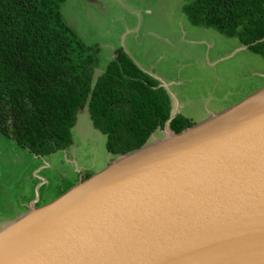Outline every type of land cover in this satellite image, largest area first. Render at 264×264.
<instances>
[{
    "label": "water",
    "instance_id": "1",
    "mask_svg": "<svg viewBox=\"0 0 264 264\" xmlns=\"http://www.w3.org/2000/svg\"><path fill=\"white\" fill-rule=\"evenodd\" d=\"M175 105L160 139L0 221V264H264V86L178 133Z\"/></svg>",
    "mask_w": 264,
    "mask_h": 264
},
{
    "label": "trees",
    "instance_id": "2",
    "mask_svg": "<svg viewBox=\"0 0 264 264\" xmlns=\"http://www.w3.org/2000/svg\"><path fill=\"white\" fill-rule=\"evenodd\" d=\"M192 26L233 37L264 59V0H183ZM64 0H0V134L34 156L72 145L71 130L86 108L111 158L141 146L169 118L159 82L116 49L100 74L96 46L63 20ZM180 114L173 133L191 126Z\"/></svg>",
    "mask_w": 264,
    "mask_h": 264
},
{
    "label": "rangeland",
    "instance_id": "3",
    "mask_svg": "<svg viewBox=\"0 0 264 264\" xmlns=\"http://www.w3.org/2000/svg\"><path fill=\"white\" fill-rule=\"evenodd\" d=\"M184 4L183 0H64L59 12L85 44L98 48L100 69L93 79L114 50L126 48L134 64L143 59L150 73L135 65L159 82L170 106L177 101L178 114L194 124L262 88L264 59L236 38L192 26L181 12ZM127 28L132 29L130 34H125ZM149 31L167 37L169 43H160ZM162 134L156 130L149 140ZM71 136V146L39 157L0 134V221L30 201L46 202L111 159L85 107L76 115Z\"/></svg>",
    "mask_w": 264,
    "mask_h": 264
},
{
    "label": "crops",
    "instance_id": "4",
    "mask_svg": "<svg viewBox=\"0 0 264 264\" xmlns=\"http://www.w3.org/2000/svg\"><path fill=\"white\" fill-rule=\"evenodd\" d=\"M134 31H136V29L134 30ZM132 32V29H126V31H125V34H130ZM148 35L149 36H153V37H155L157 40H159L160 41V43H162V44H168L169 43V40H168V38L167 37H164V36H162V35H158V34H156V33H153V32H148ZM123 39H124V37H123ZM115 51V50H114ZM114 51H113V53H114ZM124 53L126 54V55H128V57L131 59V52H130V50H127L126 48H124ZM135 64L140 68V69H142V70H147V66L143 63V59L141 58L140 60H135ZM142 66H143V68H142ZM148 71V70H147ZM149 73H150V71H148ZM178 103V102H177ZM171 105H172V103H171ZM176 105H175V109H176ZM103 137V136H102ZM31 202V201H30ZM29 202V203H30ZM28 203V204H29ZM26 206H27V204H26ZM18 212V211H17ZM17 212H15V213H17Z\"/></svg>",
    "mask_w": 264,
    "mask_h": 264
},
{
    "label": "flooded vegetation",
    "instance_id": "5",
    "mask_svg": "<svg viewBox=\"0 0 264 264\" xmlns=\"http://www.w3.org/2000/svg\"><path fill=\"white\" fill-rule=\"evenodd\" d=\"M39 204V201L37 200V202L35 203V205Z\"/></svg>",
    "mask_w": 264,
    "mask_h": 264
}]
</instances>
